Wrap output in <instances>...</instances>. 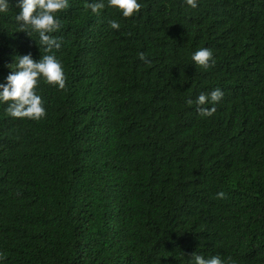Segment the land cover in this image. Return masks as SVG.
I'll return each instance as SVG.
<instances>
[{"label": "trees", "instance_id": "trees-1", "mask_svg": "<svg viewBox=\"0 0 264 264\" xmlns=\"http://www.w3.org/2000/svg\"><path fill=\"white\" fill-rule=\"evenodd\" d=\"M140 3L126 18L68 0L65 87L39 81L38 120L0 104V264H264V0ZM16 12L0 14V82L14 54L40 55ZM217 87L212 115L186 103Z\"/></svg>", "mask_w": 264, "mask_h": 264}, {"label": "clouds", "instance_id": "clouds-1", "mask_svg": "<svg viewBox=\"0 0 264 264\" xmlns=\"http://www.w3.org/2000/svg\"><path fill=\"white\" fill-rule=\"evenodd\" d=\"M85 6L92 14H99L104 8L116 9L122 17H131L141 8L140 0H84ZM190 7H197V0H184ZM18 12L14 15L18 30H24L32 37L39 47L40 55L34 59L31 53L14 54L11 63L6 67L8 74L0 82V104H5V113L14 118H28L38 120L44 117L45 108L42 98L38 94L37 85L40 80L54 85L57 89L65 87V72L61 61L53 54V49L60 48L59 38L54 35L60 21L57 12L67 8L68 0H15ZM9 11V0H0V14ZM112 29H119L117 20L108 21ZM41 50L42 53L41 54ZM141 61L148 62L143 52H138ZM212 50L199 47L190 54L191 61L202 68H207L212 59ZM224 93L220 88H213L207 93L201 92L195 101L186 100L188 105L195 103L199 115L207 117L215 111V105L221 100ZM205 105H208L205 107ZM215 198L222 199L225 193L217 191ZM186 264H231L229 258H222L219 253L203 255L196 251L187 258Z\"/></svg>", "mask_w": 264, "mask_h": 264}]
</instances>
